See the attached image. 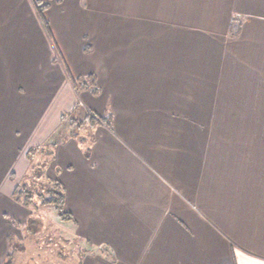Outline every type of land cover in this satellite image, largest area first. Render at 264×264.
Masks as SVG:
<instances>
[{"label":"crops","instance_id":"crops-1","mask_svg":"<svg viewBox=\"0 0 264 264\" xmlns=\"http://www.w3.org/2000/svg\"><path fill=\"white\" fill-rule=\"evenodd\" d=\"M57 133L80 264H264V0H0V152Z\"/></svg>","mask_w":264,"mask_h":264},{"label":"rangeland","instance_id":"rangeland-1","mask_svg":"<svg viewBox=\"0 0 264 264\" xmlns=\"http://www.w3.org/2000/svg\"><path fill=\"white\" fill-rule=\"evenodd\" d=\"M84 82L91 85L90 79H79L76 83L77 92L80 93ZM50 137L44 143L32 145L27 150L25 144L23 149L15 147L14 152H0V187L14 201V205L11 203L3 205L0 201V208H3L1 216L11 224L12 227L9 225L8 229L14 228L13 231L10 229L8 231L7 254L4 257L0 255V264H80L83 249L79 241L64 235V230L58 228V220L63 219L59 217L56 208L51 204H42L36 195V193L46 194L50 190L59 191L55 187V179L42 175L38 177V166L49 162L47 160L38 163L39 153L45 157L47 154L44 150L50 151V143L56 141L59 135L57 133L52 140ZM30 148H35V151L26 171V160L28 162L31 160L27 155ZM25 184L28 190L26 195H32L29 206L23 203L24 200L18 201L13 195L16 186ZM14 208L27 209L31 213L26 215L27 217L19 218ZM66 214L70 217L68 213Z\"/></svg>","mask_w":264,"mask_h":264},{"label":"trees","instance_id":"trees-1","mask_svg":"<svg viewBox=\"0 0 264 264\" xmlns=\"http://www.w3.org/2000/svg\"><path fill=\"white\" fill-rule=\"evenodd\" d=\"M37 12H38V14L40 15V17L42 19L44 27L46 28V30H48L47 22L43 18V6L37 7ZM77 80H72V84H73L74 88L76 89V91H77V88H76ZM91 85H92V83H91ZM81 86L83 88H86L85 82L82 83ZM91 89H92L91 90L92 93H96L97 92V88L95 86H92ZM105 122H106V124L109 125V120H105ZM50 144H51L50 145V151L48 149L44 150V152H46V154L48 156H52L53 148L57 144V141H53ZM37 150H38V148L36 149V151ZM34 151H35V148H30L28 150L27 155L30 156L29 157L30 159L32 158V155H33ZM46 165H47V163H44V164L38 166V168H37L39 170L38 177H40L41 175L45 176ZM55 187H56V189L58 188L59 191L50 190V191H47L46 194L36 193V195L41 200L42 204H44V205H46V204L53 205L56 208V210L58 211L59 217L61 219L68 220L70 217L67 216V214L64 211V190H63L62 186L58 182H55ZM27 192H28V190H27V186L25 184L23 186H16V188H14L13 195L17 198L18 201L24 200L23 203L26 206H29V205H31V201L30 200H31L32 195H29V194L26 195Z\"/></svg>","mask_w":264,"mask_h":264}]
</instances>
